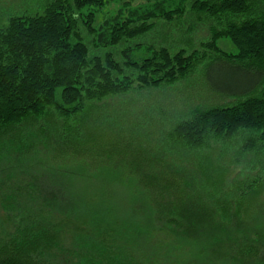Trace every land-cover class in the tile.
<instances>
[{"label":"trees","instance_id":"trees-1","mask_svg":"<svg viewBox=\"0 0 264 264\" xmlns=\"http://www.w3.org/2000/svg\"><path fill=\"white\" fill-rule=\"evenodd\" d=\"M190 15L196 19L188 20ZM173 25L183 29L178 48L167 34L156 46L132 44ZM207 26V39H192L195 28ZM221 40H229L236 52L223 51ZM139 54L144 56L136 58ZM198 70L209 77L212 90L240 99L193 111L174 135L198 159L212 142L239 141L238 156L253 157L249 164L260 166L258 178L230 183L233 168L248 165L243 158L214 170L215 178L207 172L196 176L201 190L193 197L216 212L210 222L196 225L122 229L99 223L89 208L77 214L81 236L69 239L66 232L51 236L48 222L28 217L14 232H0V264H153L154 256L180 264L183 259L171 254L174 238L193 232L197 236L188 243L201 258L198 264H264V223L258 219L264 215V0H45L34 14H11L0 24V131L50 110L70 118L88 102L174 85ZM124 106L127 113L129 105ZM222 183L234 190L209 192ZM66 254L74 262H65Z\"/></svg>","mask_w":264,"mask_h":264},{"label":"rangeland","instance_id":"rangeland-1","mask_svg":"<svg viewBox=\"0 0 264 264\" xmlns=\"http://www.w3.org/2000/svg\"><path fill=\"white\" fill-rule=\"evenodd\" d=\"M44 1L0 0V24L14 13L38 12ZM187 19L193 21L196 16ZM174 26L166 30L157 28L132 44L156 46L161 36L167 34L175 43L171 46L178 48L177 40L183 29ZM193 33V40H205L209 37L208 26L195 28ZM219 46L225 52H236L229 40H221ZM139 56L144 55L136 58ZM204 74L198 70L188 80L117 101L106 98L88 102L83 112L70 118L50 110L27 124L1 130L0 232L12 233L16 225L31 217L48 222L53 237L65 232L69 239L80 237L82 216L77 214L89 208L94 210L99 223L122 229L146 223L210 222L216 213L213 205L202 204L193 197L197 189L201 190L200 182L194 180L196 176L207 172L215 178L214 170H223L227 164H237L242 158L248 165L244 166L243 162L241 168H233L234 172L231 169L230 183H251L261 172L260 166L254 168L257 163L251 167L252 156H238L239 141L232 145L212 142L204 150L203 158L198 159L174 135L176 126L189 119L193 111L228 107L240 99L212 90L209 77ZM131 98L137 104L128 100ZM125 99L123 106L116 104ZM126 103L128 114L123 111ZM229 189L234 190L222 183L219 188L208 190ZM258 219L264 223L263 214L259 213ZM196 236L194 232L175 236L177 243L171 254L183 259L180 264H186V258L191 259L189 264L200 263L192 241L188 243L189 238ZM204 238L202 235L198 240ZM61 256L65 262L71 259L68 254ZM120 256L127 258L130 254ZM74 260L75 257L71 262ZM152 261L171 264L160 256H154Z\"/></svg>","mask_w":264,"mask_h":264}]
</instances>
